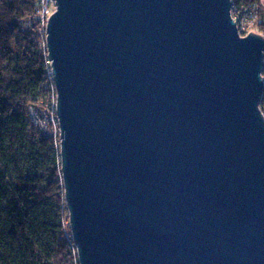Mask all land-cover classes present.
<instances>
[{
	"label": "water",
	"instance_id": "1",
	"mask_svg": "<svg viewBox=\"0 0 264 264\" xmlns=\"http://www.w3.org/2000/svg\"><path fill=\"white\" fill-rule=\"evenodd\" d=\"M52 1L77 264H264V39L231 0Z\"/></svg>",
	"mask_w": 264,
	"mask_h": 264
},
{
	"label": "trees",
	"instance_id": "2",
	"mask_svg": "<svg viewBox=\"0 0 264 264\" xmlns=\"http://www.w3.org/2000/svg\"><path fill=\"white\" fill-rule=\"evenodd\" d=\"M261 23L259 0H234ZM38 0H0V264H77L67 225L58 138L27 117L48 97ZM41 71V79L36 74Z\"/></svg>",
	"mask_w": 264,
	"mask_h": 264
},
{
	"label": "built area",
	"instance_id": "3",
	"mask_svg": "<svg viewBox=\"0 0 264 264\" xmlns=\"http://www.w3.org/2000/svg\"><path fill=\"white\" fill-rule=\"evenodd\" d=\"M231 3L230 15L235 22L238 36L243 38L250 33H254L264 39V18L261 20L263 25L256 26L259 18L254 11L249 8L239 10V7L237 11L235 1L231 0ZM259 5L264 8V0H259ZM53 11L54 5L52 0H38L35 10V19L39 22L43 30V35L46 22ZM41 70H43V74L46 79L45 88L47 90L48 97L45 103H42V106H29L27 109V117L29 122L36 127L44 135V137H51L55 139L59 136L58 124L55 117L56 95L51 79L50 62L47 60L46 55L42 62ZM261 77L262 94L260 97L259 110L264 118V71L261 73Z\"/></svg>",
	"mask_w": 264,
	"mask_h": 264
},
{
	"label": "rangeland",
	"instance_id": "4",
	"mask_svg": "<svg viewBox=\"0 0 264 264\" xmlns=\"http://www.w3.org/2000/svg\"><path fill=\"white\" fill-rule=\"evenodd\" d=\"M36 78H37V80H40L41 79V71L37 72Z\"/></svg>",
	"mask_w": 264,
	"mask_h": 264
}]
</instances>
